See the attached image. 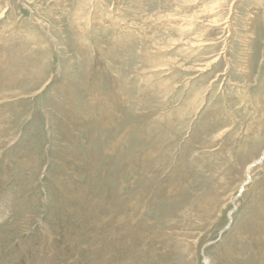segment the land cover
<instances>
[{
    "label": "rangeland",
    "instance_id": "obj_1",
    "mask_svg": "<svg viewBox=\"0 0 264 264\" xmlns=\"http://www.w3.org/2000/svg\"><path fill=\"white\" fill-rule=\"evenodd\" d=\"M263 151L264 0H0V264H264Z\"/></svg>",
    "mask_w": 264,
    "mask_h": 264
},
{
    "label": "bare ground",
    "instance_id": "obj_2",
    "mask_svg": "<svg viewBox=\"0 0 264 264\" xmlns=\"http://www.w3.org/2000/svg\"><path fill=\"white\" fill-rule=\"evenodd\" d=\"M263 160H264V151H263V153H262L260 159H258L257 161H255V163L249 165V167H248V169H247V170H248V172H247V174H248V181L251 179V177H250L251 169H252L255 165L260 164ZM242 190H243V187L241 188L240 194H241ZM232 212H233V211H232ZM231 214H232V213H231ZM231 214H230V215H231Z\"/></svg>",
    "mask_w": 264,
    "mask_h": 264
}]
</instances>
